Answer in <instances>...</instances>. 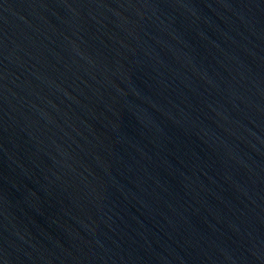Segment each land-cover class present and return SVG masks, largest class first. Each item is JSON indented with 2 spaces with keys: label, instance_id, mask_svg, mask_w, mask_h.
<instances>
[{
  "label": "water",
  "instance_id": "water-1",
  "mask_svg": "<svg viewBox=\"0 0 264 264\" xmlns=\"http://www.w3.org/2000/svg\"><path fill=\"white\" fill-rule=\"evenodd\" d=\"M0 264H264V0H0Z\"/></svg>",
  "mask_w": 264,
  "mask_h": 264
}]
</instances>
